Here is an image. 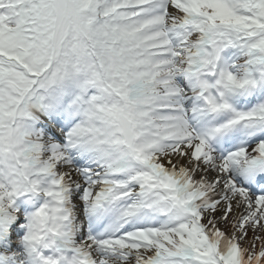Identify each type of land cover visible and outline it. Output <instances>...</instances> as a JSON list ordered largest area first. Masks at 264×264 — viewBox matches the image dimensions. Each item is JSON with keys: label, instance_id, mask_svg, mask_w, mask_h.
<instances>
[{"label": "snow or ice", "instance_id": "1", "mask_svg": "<svg viewBox=\"0 0 264 264\" xmlns=\"http://www.w3.org/2000/svg\"><path fill=\"white\" fill-rule=\"evenodd\" d=\"M0 264H264V0H0Z\"/></svg>", "mask_w": 264, "mask_h": 264}]
</instances>
